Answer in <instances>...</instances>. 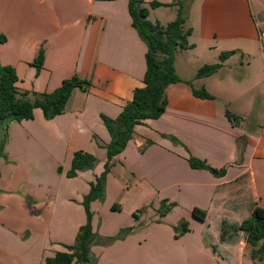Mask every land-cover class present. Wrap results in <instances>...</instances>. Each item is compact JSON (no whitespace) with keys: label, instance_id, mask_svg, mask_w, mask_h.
<instances>
[{"label":"crops","instance_id":"0c3cea01","mask_svg":"<svg viewBox=\"0 0 264 264\" xmlns=\"http://www.w3.org/2000/svg\"><path fill=\"white\" fill-rule=\"evenodd\" d=\"M151 2L165 5L150 10L152 23L166 26L176 20L179 8L169 6L175 0H145L144 6L149 8ZM182 2L184 28L193 30L189 42L195 47L176 51L177 74L216 99L195 98L183 83L169 87L166 112L138 125L134 139L117 158L105 202L92 204L93 226L98 214L110 209L133 222L140 217L137 213L148 212L158 193L159 202L176 204L163 216L174 221L147 227L143 242L129 245L131 256L143 250L147 257L155 245L165 251L160 257L178 260L192 257L198 247L211 251L210 246L211 263L259 264L251 258L253 248L245 232L230 233L225 241L221 237L223 226L239 228L257 207L264 208V0H255L256 6L252 0ZM0 36L6 38L0 42V62L16 70L21 92L52 93L74 76L91 82L87 91H74L63 114L46 120L37 109L34 119L13 122L6 135L0 134L6 138L0 160V264H33L19 248L25 232L41 234L35 264H46L47 258L66 252L65 246L75 243L87 223L84 197L104 170L105 147L111 141L102 116L116 119L135 89L144 86L147 46L133 27L129 0H0ZM256 45L259 55L251 51ZM41 47L45 60L37 74L33 63ZM179 50L191 53V65L198 71L220 63L223 52L237 53L216 74L197 79V74H179ZM254 54L258 64H244V55ZM227 108L241 117L239 125L228 120ZM148 140L153 144L146 146ZM79 151L93 155L98 164L68 178ZM191 156L225 169V176L191 168ZM33 202L51 217L47 227L24 223L26 212H37ZM195 208L207 212L204 221L193 216ZM183 220L190 222L189 232L175 235L174 228ZM198 223L203 226L195 234Z\"/></svg>","mask_w":264,"mask_h":264},{"label":"trees","instance_id":"16d2710c","mask_svg":"<svg viewBox=\"0 0 264 264\" xmlns=\"http://www.w3.org/2000/svg\"><path fill=\"white\" fill-rule=\"evenodd\" d=\"M145 0H129V12L132 18L133 27L137 30L140 38L147 46L146 64L147 70L144 76V86L136 88L131 102H129L116 119L102 116L104 124L111 136V141L105 149L107 150V162L104 170L91 184L90 192L84 197L83 206L87 214V223L79 229L75 243L65 246L66 252H58L52 258L46 259V264H92V246L94 240V226L92 204L103 202L107 193L108 176L117 162V158L127 149L129 143L134 139L135 129L138 125L144 124L147 120H158L166 112L168 106V89L171 85L183 83L191 88L195 98L202 100H215L205 88L196 89L192 81L183 80L176 71L175 57L178 49L188 50L195 46L189 42L193 30H185L186 22L184 16V4L182 0H175L172 5L178 6V16L176 20L166 26L159 22L152 23L148 20L151 9L163 7L159 2H151L149 8L145 7ZM6 38L0 36V42H5ZM236 51L223 52L220 56V63L204 65L196 75L197 79H203L216 74L223 63ZM45 60V50L41 47L38 57L33 66L37 69V74L41 71ZM17 72L13 67L3 66L0 62V134L6 135L9 126L13 122L32 120L35 110L40 109L46 120H52L65 112L67 104L76 89L87 91L91 82L83 80L78 76L67 79L52 93L31 94L21 92L17 88ZM228 120L233 126L239 125L241 117L233 114L229 110L226 112ZM170 137L174 142H178L175 137ZM6 138L0 136V160L4 158ZM148 140L146 146L152 145ZM145 148L141 149L144 151ZM189 165L193 169L210 171L216 177H223L225 169L218 170L205 161L195 157H189ZM98 164L97 159L85 152L74 153L71 169L67 173L68 178H76L79 173L94 170ZM62 173V168L59 169ZM0 171V181H1ZM2 190L0 188V195ZM163 213L167 215L176 204H168L163 201ZM1 208V207H0ZM115 209V206H113ZM193 216L204 221L207 212L199 208L193 210ZM184 234L189 232L187 224H183ZM178 227H176L177 230ZM243 231L247 234V242L253 248L251 258L253 261L264 264V208L257 207L252 216L245 220L239 228H227L223 226V241L227 240L230 233Z\"/></svg>","mask_w":264,"mask_h":264},{"label":"rangeland","instance_id":"374dc122","mask_svg":"<svg viewBox=\"0 0 264 264\" xmlns=\"http://www.w3.org/2000/svg\"><path fill=\"white\" fill-rule=\"evenodd\" d=\"M183 1H189V0H183ZM252 3L254 6H256L255 0H252ZM256 9V8H255ZM186 11V9H184ZM264 38V37H263ZM258 45L254 46V48L251 50L253 53H258ZM178 72L180 75L184 77H190L194 78L195 75L198 73L197 69L192 67L191 53L179 50L178 53ZM245 59L243 60L244 64H246L248 61L252 64H258L255 61V54L250 57L248 55H244ZM239 58H242V55L239 56ZM257 59V58H256ZM191 60V61H190ZM205 61L201 59V62ZM258 61H261V57L258 56ZM198 65V64H196ZM243 72L240 71H233V74H237L238 76H241ZM197 89V88H196ZM201 89V88H200ZM219 102V101H218ZM221 105L222 103H218ZM223 107V104H222ZM229 110L228 108L226 109ZM230 111V110H229ZM1 171V170H0ZM2 175V174H1ZM55 188L58 187V184H54ZM51 187V186H50ZM1 188V184H0ZM2 193L4 192L1 188ZM1 193V194H2ZM158 193H156V197L152 200V203L150 204V209L148 212L141 211L140 214L137 213L140 217H136L135 220L132 222L130 218H127L125 215H122L118 211H107V212H101L98 214V218L94 222V240H93V246L91 249L92 252V264H216L211 263L209 261V254L211 253L212 249L209 246V249L211 251H207L203 249L202 247H198V251L194 253L192 257L184 256L183 258H179L178 260H172L167 258L160 257L161 253H165L163 251V248H160V246L152 245L148 251V256L146 257L144 255L143 250L142 255H138L136 257L131 256L129 252V245L138 242H143V231L147 227H155L157 225H172V219L166 220L163 215V205L161 201L159 202L157 199H159ZM105 202H101L102 204ZM34 204L33 209H35L37 212H35L34 216L29 215L27 212L25 213L24 223H29L30 226H37L40 228H43L44 226H48V222L51 219L50 216H47L44 212V209H42L41 205L38 203H31ZM39 205V206H37ZM0 211L3 209L0 204ZM31 212V211H29ZM56 220H59V217L56 218ZM184 222L177 224V230L174 228V234L175 235H181L183 231V224H187L189 226L190 222L187 220H183ZM198 227L194 225V231L195 234H197L198 231L201 230L203 224L198 223ZM120 226V228H119ZM20 236V235H18ZM41 234L39 233V237H37L35 234H31L28 232H25L23 236L21 235L19 238H21L22 243L20 245V249L24 250V253L28 254L29 256H25V260H29L33 264H35V257L38 255L39 252V243L41 242ZM33 238V242L30 241ZM37 240V243H36ZM126 243H123L125 242ZM207 241H211L210 237H207ZM205 246V245H204ZM134 247V246H133ZM132 247V248H133ZM139 248V247H138ZM205 248L207 249L208 246ZM198 252V253H197ZM197 253V255H196ZM225 264V263H224Z\"/></svg>","mask_w":264,"mask_h":264},{"label":"built area","instance_id":"2783aa9c","mask_svg":"<svg viewBox=\"0 0 264 264\" xmlns=\"http://www.w3.org/2000/svg\"><path fill=\"white\" fill-rule=\"evenodd\" d=\"M260 37H264V31H260Z\"/></svg>","mask_w":264,"mask_h":264}]
</instances>
